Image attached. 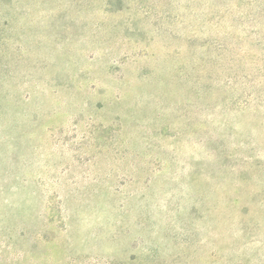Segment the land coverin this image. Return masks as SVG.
Segmentation results:
<instances>
[{"label":"rangeland","instance_id":"1","mask_svg":"<svg viewBox=\"0 0 264 264\" xmlns=\"http://www.w3.org/2000/svg\"><path fill=\"white\" fill-rule=\"evenodd\" d=\"M0 264H264V0H0Z\"/></svg>","mask_w":264,"mask_h":264}]
</instances>
